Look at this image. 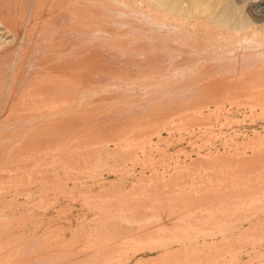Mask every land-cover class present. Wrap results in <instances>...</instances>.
<instances>
[{"label": "rangeland", "instance_id": "rangeland-1", "mask_svg": "<svg viewBox=\"0 0 264 264\" xmlns=\"http://www.w3.org/2000/svg\"><path fill=\"white\" fill-rule=\"evenodd\" d=\"M8 1L5 221L58 264H264V0L214 1L234 31L150 0Z\"/></svg>", "mask_w": 264, "mask_h": 264}, {"label": "bare ground", "instance_id": "bare-ground-1", "mask_svg": "<svg viewBox=\"0 0 264 264\" xmlns=\"http://www.w3.org/2000/svg\"><path fill=\"white\" fill-rule=\"evenodd\" d=\"M1 1H3V0H0V2ZM6 1V0H5ZM11 1V0H10ZM10 1H8V2H3L4 3V7H7V6H5V3H7V4H9V3H11ZM29 1V0H28ZM48 1V0H47ZM53 1H55V2H58V1H56V0H53ZM61 1V0H60ZM67 1H69V0H67ZM79 1V0H78ZM166 1H168V0H166ZM173 1V0H172ZM185 1V0H184ZM214 1H217L218 3H221L222 2V0H189V2H190V6H188V7H184L183 5H182V3H184V2H179L178 0H174L172 3H170V4H168V3H166L164 0H150V2H152V3H155V6L157 5L159 8H162L161 10H164V9H166L169 13H178L179 15H180V13H186V15H191V16H193V15H195L196 13L198 14V11L201 13V12H203V13H208V14H206V15H208V18L210 17V18H213L214 16L210 13V11L212 10V8H211V6H212V4L214 3ZM32 2V1H31ZM54 2V3H55ZM62 2H63V0H62ZM90 2V1H89ZM88 2V3H89ZM92 2V1H91ZM90 2V3H91ZM171 2V1H170ZM22 3H28V2H26L25 0H24V2H22ZM30 3V2H29ZM44 3H45V1H44ZM43 3V4H44ZM82 3H83V0H82ZM187 3V2H186ZM218 3H216V5L218 4ZM223 3H225V2H223ZM226 3H227V1H226ZM56 5H57V3H55ZM55 4H54V6H55ZM59 4L61 5V3L59 2ZM64 4H65V0H64ZM63 4V6H66V5H64ZM68 4V3H67ZM1 5V4H0ZM12 5V4H11ZM23 5V4H22ZM21 5V6H22ZM28 5V4H27ZM41 5V4H40ZM59 5V6H60ZM69 5V4H68ZM88 5V4H87ZM184 5H185V3H184ZM221 5H223V7H224V5L225 4H221ZM220 5V6H221ZM25 6V5H24ZM36 6H37V4H36ZM51 6H52V4H51ZM96 6V5H95ZM228 6V4L225 6V7H227ZM230 6V5H229ZM40 7V6H39ZM214 7H215V5H214ZM224 7V8H225ZM26 8V7H25ZM54 8V7H53ZM58 9H59V7H57ZM60 8H64V7H60ZM219 8V7H218ZM216 9V12H217V10H219V9ZM223 8V9H224ZM234 8V7H233ZM259 8V7H258ZM14 9V8H13ZM41 9V8H40ZM52 9V8H51ZM50 9V10H51ZM66 9V8H65ZM68 9V8H67ZM75 9H77V7L75 8ZM82 9H84V8H82ZM115 9V8H114ZM225 9H227V8H225ZM228 9H229V7H228ZM228 9H227V12H228ZM8 10H11V8H9V5H8ZM25 10V9H24ZM29 10V9H28ZM57 10V9H56ZM92 10H93V8H92ZM233 10V9H232ZM3 11V10H2ZM2 11H0V13L2 12ZM12 11V10H11ZM11 11H10V13H11ZM73 11V10H72ZM80 11H81V9H80ZM108 11V10H107ZM165 11V10H164ZM213 11V10H212ZM214 11H215V8H214ZM221 11L222 10H220V14H221ZM234 11H235V8H234ZM233 11V12H234ZM42 12V11H41ZM48 12H50V11H48ZM47 12V13H48ZM58 12V11H57ZM167 12V13H168ZM215 12V13H216ZM226 12V11H225ZM232 12V13H233ZM8 13V11L6 10V13H4V15H3V12L1 13V15H2V17H0L1 19L3 18V16H5L6 14ZM77 13V12H76ZM92 13V12H91ZM122 13V12H121ZM192 13H194L193 15H192ZM199 13V14H200ZM213 13V12H212ZM236 13V12H235ZM238 13V12H237ZM97 14V13H96ZM202 14V13H201ZM228 14H230V12L228 13ZM10 15H12L13 16V11H12V14H10ZM39 15V14H38ZM59 15V14H58ZM67 15V14H66ZM65 15V16H66ZM99 16L101 15V14H98ZM98 15L96 16V17H98ZM115 15V14H114ZM121 15V14H120ZM204 15V14H203ZM216 15H217V13H216ZM224 15V13H222V15L219 17V14H218V17L217 18H215V19H213V23H215L217 26H220L221 28L222 27H225V28H227V29H229V30H231V31H234V30H242L248 23H249V21H247V22H244L243 21V19L242 20H238V21H236V19L234 18V17H232L231 16V18L230 17H228L227 15L226 16H223ZM232 15V14H231ZM7 16H9L8 14H7ZM11 16V17H12ZM61 16V15H60ZM84 16V15H83ZM104 16V15H103ZM117 16H119V15H117ZM116 16V17H117ZM230 16V15H229ZM44 17H46V16H44ZM57 17V16H56ZM64 17V16H63ZM92 17V15L90 16V19H92L91 18ZM115 17V16H114ZM207 17V16H206ZM5 18H6V16H5ZM4 18V19H5ZM9 18V17H8ZM59 18V17H58ZM61 18H62V16H61ZM69 18V17H68ZM98 18H100V17H98ZM108 18H109V16H108ZM121 17H119V19H120ZM152 18V17H151ZM156 18V17H155ZM0 19V20H1ZM10 19V18H9ZM9 19H7V20H9ZM64 19H65V17H64ZM64 19L62 18V22L64 21ZM70 19V18H69ZM69 19H67V20H69ZM80 19V18H79ZM85 19V18H84ZM124 19V18H123ZM126 19V18H125ZM249 19V18H248ZM22 20V19H21ZM45 20V19H44ZM55 20V19H54ZM92 20H94V19H92ZM99 20V19H98ZM101 20V19H100ZM103 20V19H102ZM108 20V19H107ZM154 20V19H153ZM2 21V20H1ZM12 21V19L10 20V22ZM84 21V20H83ZM6 22V25H7V22L8 21H5ZM27 22V26L28 25H30V23H29V20H27L26 21ZM55 22V21H54ZM66 22V21H65ZM85 22V21H84ZM105 22V21H104ZM49 23V22H48ZM47 22H46V24H48ZM53 23V22H52ZM56 23H58L57 22V20H56ZM68 23V22H67ZM87 23H88V21H87ZM166 23V22H165ZM26 24V23H25ZM50 24V23H49ZM76 24V23H75ZM149 24V23H148ZM250 24V23H249ZM2 25V24H1ZM10 25H12L11 23H10ZM59 25H60V22H59ZM85 25V24H84ZM111 25V24H110ZM146 25V24H145ZM60 26H62V24L60 25ZM59 26V27H60ZM64 26V25H63ZM74 26V25H73ZM86 26V25H85ZM153 26V25H152ZM7 27H8V25H7ZM29 27V26H28ZM45 27V26H44ZM81 27V26H80ZM124 27H126V25L124 26ZM5 28V27H4ZM36 28V26L33 28V29H35ZM51 28V27H50ZM83 28V27H82ZM103 28V27H102ZM106 28V27H105ZM118 28V27H117ZM203 28V27H202ZM7 30H9L8 28H6ZM85 29H87V26H86V28ZM60 30H61V28H60ZM73 30V29H72ZM11 31V30H10ZM29 31V30H28ZM31 31V30H30ZM49 31V30H48ZM64 31H65V29H64ZM63 31V33H66V31L64 32ZM89 31V30H88ZM129 31V30H128ZM179 31V30H178ZM59 32H61V31H59ZM74 32V31H73ZM72 32V33H73ZM102 32V31H101ZM118 32V31H117ZM189 32V31H188ZM68 33V35H69V33H71V31L70 32H67ZM71 33V34H72ZM80 33V32H79ZM193 33V32H192ZM27 34V33H26ZM32 34V33H31ZM117 34V33H116ZM188 34V33H187ZM201 34V33H200ZM209 34V33H208ZM207 34V35H208ZM12 35V34H11ZM61 35H62V33H61ZM65 35L66 34H63V36L65 37ZM75 35V34H74ZM81 35V34H80ZM106 35V34H105ZM199 35V34H198ZM26 36V35H25ZM70 36V35H69ZM72 36V35H71ZM98 36V35H97ZM101 36V35H100ZM103 36V35H102ZM194 35H192V37H193ZM209 36V35H208ZM207 36V37H208ZM212 36V35H211ZM240 36V35H239ZM61 36H59V38H60ZM64 37H63V40H65L64 39ZM67 37V36H66ZM65 37V38H66ZM106 37V36H105ZM108 37V36H107ZM114 37V36H113ZM198 37V36H197ZM58 37H57V35L55 36V42L56 43H58L57 42V40L59 39H57ZM68 38V37H67ZM73 38V37H72ZM194 38V37H193ZM199 38V37H198ZM201 38V37H200ZM22 39V38H21ZM25 39H27V37H25ZM25 39H22V40H25ZM46 39H47V37H46ZM62 39V38H61ZM60 39V40H61ZM77 39V38H76ZM79 39V38H78ZM187 39V38H186ZM195 39H197V38H195ZM194 39V40H195ZM231 39V38H230ZM16 40V39H15ZM22 40H20V42L22 41ZM49 40V39H48ZM53 40H54V38H53ZM52 40V41H53ZM99 40V39H98ZM206 40V39H205ZM213 40V39H212ZM81 41L82 40H80V43H81ZM191 41V40H190ZM215 41V40H214ZM230 41V40H229ZM255 41H256V39H255ZM26 42V41H25ZM40 42V41H39ZM55 42H53V44H56ZM65 41H59V43H60V45H61V43H64ZM74 42H76V41H74ZM74 42H73V44H74ZM79 42V41H78ZM77 42V43H78ZM99 42V41H98ZM180 42V41H179ZM246 42V41H245ZM258 42V41H257ZM72 43V42H71ZM93 43H95V42H93ZM221 43V42H220ZM227 43V42H226ZM236 43H238V42H236ZM23 44H25L24 43V41H23ZM67 44V41L65 42V45ZM68 44H69V42H68ZM92 44V43H91ZM99 44H101V43H99ZM227 44H229V43H227ZM241 44H242V41H241ZM8 44L7 43H4V42H1L0 41V49H1V52H3L2 51V49L4 48V47H6ZM26 45V44H25ZM56 45H58V44H56ZM60 45H58V46H60ZM75 46L77 45V44H74ZM116 45V44H115ZM251 45V44H250ZM249 45V46H250ZM23 46V45H22ZM54 46V45H53ZM57 46V47H58ZM62 46H64V44H62ZM69 46H70V44H69ZM102 46V45H101ZM100 46V47H101ZM120 46V45H119ZM138 46V45H137ZM148 46V45H147ZM229 46H231V43H230V45ZM229 46H227V47H229ZM244 46V45H243ZM261 46V45H260ZM8 47V46H7ZM18 47V46H17ZM66 47H67V45H66ZM85 47H86V45H85ZM161 47V46H160ZM232 47V46H231ZM248 47V46H247ZM262 47V46H261ZM15 48V47H14ZM20 48H21V45H20ZM23 48V47H22ZM49 48V47H48ZM75 48V47H74ZM98 48V47H97ZM102 48V47H101ZM147 48V47H146ZM153 48V47H152ZM256 48V47H255ZM5 49V48H4ZM16 49V48H15ZM46 49V48H45ZM60 49V48H59ZM73 49V48H72ZM91 49V48H90ZM114 49V48H113ZM228 49V48H227ZM22 50V49H21ZM99 50V49H98ZM109 50V49H108ZM107 49H106V51H108ZM111 50V49H110ZM142 50V49H141ZM165 50V49H164ZM192 50V49H191ZM222 50V49H221ZM246 50V49H245ZM263 50V49H262ZM82 51V50H81ZM91 51V50H90ZM89 51V53H91ZM214 51V50H213ZM0 52V53H1ZM68 52V51H67ZM78 52V51H77ZM88 52V51H87ZM131 52V51H130ZM141 52V51H140ZM139 52V53H140ZM152 52H154L155 53V51H152ZM163 52V51H162ZM215 52V51H214ZM226 52V51H225ZM229 52H232V51H229ZM23 53H24V51H23ZM218 53V52H217ZM233 53V52H232ZM87 54V53H86ZM91 54H93V53H91ZM107 54H108V52H107ZM124 54V53H123ZM135 54V53H134ZM137 54V53H136ZM143 54H145V53H143ZM142 54V55H143ZM158 55V53H157V51H156V53H155V56L157 57V55ZM94 55V54H93ZM98 55V54H97ZM102 55V54H101ZM138 55V54H137ZM140 55V54H139ZM146 55V58H147V53L145 54ZM159 55H161V52H160V54ZM192 55V54H191ZM222 55V54H221ZM240 55V54H239ZM89 56H90V54H89ZM141 56V55H140ZM139 56V58H141ZM212 56V55H211ZM230 56H231V53H230ZM248 56V55H247ZM247 56H246V60L248 59L247 58ZM256 56V55H255ZM1 57V56H0ZM82 57V56H81ZM80 57V58H81ZM85 57H86V55H85ZM95 57H96V54H95ZM105 57H106V55L104 56V59H105ZM114 57V56H113ZM120 57H122V56H119V58ZM127 57V56H126ZM149 57V56H148ZM161 57H162V55H161ZM165 57V56H164ZM163 57V58H164ZM240 57V56H239ZM243 57H244V55H243ZM243 57L241 56V58H242V62L243 61H245V60H243ZM251 57V56H250ZM84 58V57H83ZM98 58H99V56H98ZM98 58H95V59H98ZM111 58V57H110ZM117 58V57H116ZM125 58V57H124ZM154 58V57H153ZM172 58V57H171ZM179 58V57H178ZM205 58V57H204ZM226 58V60H227V56L225 57ZM225 58H224V60H225ZM65 59H67V58H65ZM93 59V58H92ZM138 59V58H137ZM142 59V58H141ZM156 59H158V58H156ZM167 59V58H166ZM173 59V58H172ZM172 59H170V60H172ZM188 59V58H187ZM238 59V61H241V60H239V58H237ZM1 60V59H0ZM2 60H3V58H2ZM59 60V59H58ZM84 60V59H83ZM109 60H111V59H109ZM121 60H123V57H122V59ZM145 60H147V59H145ZM164 59H162V61H163ZM193 60V59H192ZM223 60V61H224ZM230 60H231V58H230ZM235 61H236V58L234 59ZM233 60V61H234ZM101 61V60H100ZM113 61V60H112ZM158 61H159V59H158ZM160 61H161V58H160ZM169 60H167V62H168ZM182 61V60H181ZM229 61V60H228ZM233 61H229V62H233ZM251 61V60H250ZM261 61V60H260ZM63 62V61H62ZM73 62V61H72ZM79 62V61H78ZM105 62V61H104ZM106 62H107V60H106ZM110 62V61H109ZM241 62V63H242ZM247 62H248V60H247ZM64 63H65V61H64ZM68 63H70V61L68 62ZM67 63V64H68ZM163 63V62H162ZM225 63V62H224ZM226 63H227V61H226ZM235 63V62H234ZM251 63V62H250ZM37 64V63H36ZM229 64V63H228ZM237 64H239L238 62H237ZM243 64V63H242ZM242 64H240V65H242ZM96 65V64H95ZM235 65H236V63H235ZM244 65V64H243ZM250 65V64H249ZM42 66V65H41ZM65 66V65H64ZM143 66V65H142ZM151 66V65H150ZM169 67V66H168ZM53 68H54V66H53ZM66 68V67H65ZM69 69V68H68ZM65 70V69H64ZM50 72V71H49ZM61 72V71H60ZM70 73V72H69ZM91 73V72H90ZM59 74V73H58ZM92 74V73H91ZM90 75V74H89ZM201 75V74H200ZM198 79V78H197ZM7 80V79H6ZM102 80V79H101ZM93 81V80H92ZM218 82V81H217ZM58 83H60V82H57V83H54L53 85H51V87H50V91H52V89H55L57 92L58 91H65V89L61 86V84H58ZM66 83V82H65ZM92 83V82H91ZM221 84V83H220ZM64 85V84H63ZM210 86V85H209ZM219 86V85H218ZM87 87V86H86ZM213 87V83H212V86H211V88ZM215 87H216V85H215ZM215 87H213L214 89H215ZM221 87V86H220ZM219 87V88H220ZM68 88V87H67ZM44 89V88H43ZM49 89V88H48ZM63 89V90H62ZM55 90H53V91H55ZM89 90V89H88ZM41 91H42V89H41ZM211 91V90H210ZM209 91V92H210ZM44 92H45V90H44ZM47 93V92H46ZM211 93V92H210ZM52 94H53V92H52ZM199 97V96H198ZM57 98H58V94H57ZM56 100V99H55ZM190 100H191V98H190ZM9 102V101H8ZM7 104V103H6ZM6 104H5V106H6ZM5 109V108H4ZM100 110V109H99ZM166 112V111H165ZM2 116H4V114L2 115ZM135 120V119H134ZM69 121V120H68ZM75 123V122H74ZM56 124V123H55ZM78 124H79V122H78ZM67 125V124H66ZM99 127V126H98ZM71 128V127H70ZM12 133V132H11ZM49 139V138H48ZM34 146V145H33ZM8 150V149H7ZM32 150V149H31ZM1 155V154H0ZM30 212V211H29ZM32 212V211H31ZM15 214V213H14ZM18 215V217H20L19 216V214H17ZM25 215V214H24ZM21 216V220H22V218L23 219H25V216ZM29 216H30V213H29ZM7 218V214H4V212H3V210H1L0 209V264H58V263H54V260L56 261V259H54L53 260V258L51 257V255H50V252H51V249L48 247V244H45L46 243V240L45 239H41L42 238V236H41V238L40 239H38V240H36V233L34 234V233H28V235H27V238H23L22 237V233L20 234V232L22 231V225L20 226V225H18V224H12L13 223V221L11 222L10 220L8 221H5V219ZM9 218H11V216L9 217ZM13 218V217H12ZM15 219H17V218H15ZM29 219V218H28ZM14 220V219H13ZM18 221H20V218H19V220ZM24 221V220H23ZM21 222V221H20ZM27 228V227H26ZM29 228V227H28ZM36 229V228H35ZM35 229H34V231H35ZM28 230V229H27ZM29 231V230H28ZM27 231V232H28ZM32 231V230H31ZM36 232V231H35ZM43 233V232H42ZM41 235H43V234H41ZM49 235H50V233H49ZM47 236V235H46ZM40 237V236H39ZM44 237V236H43ZM49 237V236H48ZM35 240H36V242H35ZM60 240V239H59ZM49 241V240H48ZM41 243H43L42 245H41ZM41 245L40 246V248L38 247V245ZM54 244H55V242H54ZM53 244V245H54ZM53 245H51V246H53ZM59 258V257H58ZM61 259V258H60ZM64 259V258H63ZM59 260V259H58ZM70 260V259H69ZM67 261H68V258H67ZM59 263L60 264H64L63 263V260H59ZM110 263V262H109ZM70 264V263H69Z\"/></svg>", "mask_w": 264, "mask_h": 264}]
</instances>
